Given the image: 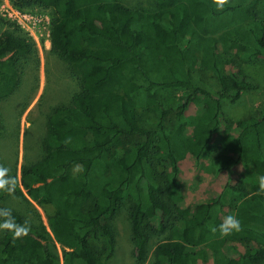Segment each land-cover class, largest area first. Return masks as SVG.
Returning a JSON list of instances; mask_svg holds the SVG:
<instances>
[{"label": "trees", "instance_id": "1", "mask_svg": "<svg viewBox=\"0 0 264 264\" xmlns=\"http://www.w3.org/2000/svg\"><path fill=\"white\" fill-rule=\"evenodd\" d=\"M30 1L51 9L52 49L77 88L48 115L40 159L20 177L0 163V264H108L118 247L114 220L127 202L138 264L264 261V103L235 124L223 112V99L255 88L237 61L264 60L262 0H157L151 9L124 0ZM1 23L0 134L2 101L38 56L24 29ZM196 67L212 72L216 94L195 81ZM170 88L186 92L175 109L160 102ZM197 100L205 111L189 113ZM147 108L158 116L152 126L138 119ZM188 156L197 172L226 176L193 205L182 204ZM11 191L43 208L48 224L39 212L31 218L7 206ZM228 211L242 226L221 236L212 229Z\"/></svg>", "mask_w": 264, "mask_h": 264}, {"label": "rangeland", "instance_id": "2", "mask_svg": "<svg viewBox=\"0 0 264 264\" xmlns=\"http://www.w3.org/2000/svg\"><path fill=\"white\" fill-rule=\"evenodd\" d=\"M124 1L129 6L151 9L157 0ZM8 4L30 16L31 19L25 22L24 27L7 15L5 9ZM261 8L264 9V0L260 4ZM51 19L50 8L32 3L30 0H0V26L1 22L16 23L35 41L38 51V56L36 55L35 59L24 67L23 82L19 90L2 101L5 129L0 134V163L7 165L9 170L15 171L19 177L25 164L43 156L40 138L45 132V123L52 108L58 104H69L71 93L77 88L67 62L53 52L49 30ZM237 66L252 79L255 88L244 91L241 98L236 101L223 99L224 116L232 124L241 118L255 114L260 105L264 103V60L254 62L238 60ZM192 74L195 81L204 89L214 94L219 91L220 84L209 70L196 67ZM185 94V90L181 88H170L163 92L160 102L164 108L175 109ZM204 111V104L197 100L190 108L189 113L202 114ZM157 117L154 110L149 108L140 109L138 112V119L142 125L152 126ZM174 124V122L171 123L170 128H173ZM219 144V139H216L214 142L216 149ZM215 156L216 154L207 160L214 161ZM184 163L183 205H193L210 198L223 187L226 180L225 175L215 178L205 171L197 172L189 156ZM5 204L31 218L39 212L44 223L48 224L43 208L34 201L28 204L11 191ZM127 206H129L128 202L114 220L118 247L115 256L108 264H138L134 258L131 219ZM231 212L233 211H228V214ZM4 230L5 228L0 222V239L3 237ZM155 241L154 239L150 242L151 248H154ZM57 248L62 255V246L57 243ZM148 263L149 260L144 264ZM259 264H264V261Z\"/></svg>", "mask_w": 264, "mask_h": 264}, {"label": "clouds", "instance_id": "3", "mask_svg": "<svg viewBox=\"0 0 264 264\" xmlns=\"http://www.w3.org/2000/svg\"><path fill=\"white\" fill-rule=\"evenodd\" d=\"M6 170L0 168V174H3ZM259 188L264 190V172H260L258 175ZM242 226V218L236 213L231 212L225 215L223 221L212 229L213 232L219 231L221 236L227 235L229 232L239 229Z\"/></svg>", "mask_w": 264, "mask_h": 264}, {"label": "built area", "instance_id": "4", "mask_svg": "<svg viewBox=\"0 0 264 264\" xmlns=\"http://www.w3.org/2000/svg\"><path fill=\"white\" fill-rule=\"evenodd\" d=\"M7 15L14 21H16L19 25H25V22L29 21L31 18L28 14L12 7L8 4L7 8L5 9ZM51 23V22H50ZM24 27V26H23ZM50 30V29H49Z\"/></svg>", "mask_w": 264, "mask_h": 264}]
</instances>
